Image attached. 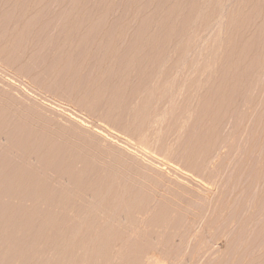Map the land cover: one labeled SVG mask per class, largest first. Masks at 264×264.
Wrapping results in <instances>:
<instances>
[{"label": "rangeland", "instance_id": "374dc122", "mask_svg": "<svg viewBox=\"0 0 264 264\" xmlns=\"http://www.w3.org/2000/svg\"><path fill=\"white\" fill-rule=\"evenodd\" d=\"M173 69L207 82H179ZM6 207L11 224L24 210L56 215L55 230L39 223L45 240L71 233L44 249L39 219L21 223L38 253L67 251L88 230L74 264H264V0H0V214ZM76 221L88 223L79 231ZM82 246L92 258L78 256ZM68 254L59 264H73Z\"/></svg>", "mask_w": 264, "mask_h": 264}, {"label": "bare ground", "instance_id": "6f19581e", "mask_svg": "<svg viewBox=\"0 0 264 264\" xmlns=\"http://www.w3.org/2000/svg\"><path fill=\"white\" fill-rule=\"evenodd\" d=\"M118 32H119V31H118ZM121 33H122V32H121ZM121 33H120V34L117 33V34H118V35H121ZM111 41H115V40H111ZM136 41H137V40H136ZM108 42H110V40H109ZM137 42H138V41H137ZM137 42H136V43H137ZM111 43H112V42H111ZM134 43H135V42H134ZM136 43H135V44H136ZM141 43H142V42H141ZM141 43L138 42V43L136 44L137 46L134 44L136 47H135V46H132L133 48H132V50H131V51H132L131 56L136 57V55H134L135 53L133 54V50H134L135 48H137V47H138L137 49H139L138 44H141ZM107 44H110V43H107ZM113 44H114V43H113ZM150 45H151V44H150ZM150 45H149V46H150ZM112 46H113V45H112ZM152 46H153V45H152ZM106 47H108V45H106ZM110 47H111V46H110ZM140 48H141V47H140ZM110 49H112V47H111ZM113 49H115V47H114ZM130 49H131V48H129V51H130ZM150 49H151V48H150ZM107 50H109V49L106 48V51H107ZM139 50H140V49H139ZM139 50H138V51H139ZM109 51H115V50H109ZM109 51H108V53H109V55H110V52H109ZM134 51L137 52L136 50H134ZM151 52H152V49H151ZM108 53H107V54H108ZM111 53H112V52H111ZM129 53H130V52H129ZM129 53H128V54H129ZM132 54H133V55H132ZM150 54H151V53H150ZM131 56L129 55L130 58H131ZM163 56H164V55H163ZM163 56H162V59H164L165 62H167V61H166V58H167L168 56L165 55L166 58H164ZM134 57H132L131 59H134ZM158 58L160 59V57H158ZM183 59H184V57H183ZM129 60H130V59H129ZM156 60H157V59H156ZM167 60H170V59L167 58ZM154 61H155V60H154ZM159 61H160V63H161V59H160ZM159 61H157V62H159ZM181 61H182V62H181ZM181 61H180L181 63L178 61V63H177L176 65H175V64H172V66L175 65V66L177 67V65L180 66L179 63H180L181 65H182L183 63H186V62H184L183 60H181ZM131 62H132V61H131ZM152 62H153V61H152ZM157 62H156L155 64H157ZM168 62H170V61H168ZM129 64H130V62H129ZM152 64H153V63H152ZM155 64H154V66H155ZM163 64H164V61H163ZM192 64H193V63H192ZM149 65H151V64H149ZM158 65H159V64H158ZM160 65H161V64H160ZM160 65H159V66H160ZM184 65L186 66V64H184ZM184 65H182V67H185ZM193 65H194V64H193ZM193 65L191 66V67H193L192 69H193V70H194V69L196 70L195 65H194V66H193ZM203 65H204V64H202L203 73H201V72H202L201 67L198 68L199 70H201V72L199 71L201 74H200L199 77H196V78H200V77L204 74V72H205V71H204V66H205V65H204V66H203ZM156 66H157V65H156ZM161 66H162V65H161ZM176 67L173 66V68H176ZM182 67H181V68H182ZM189 67H190V64L188 65V68H189ZM191 67H190V68H191ZM155 68L158 69V66L155 67ZM162 68H163V67H162ZM171 68H172V67H171ZM186 68H187V66H186ZM205 68L207 69V67H205ZM159 69H160V67H159ZM159 69H158V70H159ZM179 69H180V68H179ZM179 69H175V70L173 69V70H174L173 72H174V73H177ZM192 69H190V70H192ZM176 70H177V71H176ZM184 70H185V72H187V70H189V69H187V70L184 69ZM184 70H183V71H184ZM193 70H192V71H193ZM170 71H171V73H173L172 70H170ZM170 71H169V72H170ZM183 71H182V69L179 70L180 73L183 72ZM192 71H191V72H192ZM197 71H198V70H197ZM197 71H196V72H197ZM207 71H208V70H207ZM169 72H167L168 74H170V75H168V77H169V76H172V74L169 73ZM189 72H190V71H189ZM189 72H187V73H189ZM191 72H190V75H191V78H192V75H194L193 73H196V72L194 71V72H192V74H191ZM199 72H197V73H199ZM174 73H173V77H175V75H176V74H174ZM180 73H179V74L177 73V74L179 75V77H180V78H179V79H180L179 82L182 81V78H181V77H183L182 75H186V76H187V73H186V74H182V75H180ZM190 75L188 74V76H187L188 78L185 76V77H186V80L188 79V80H187L188 82L191 81V79L189 80ZM198 75H199V74H198ZM206 75H207V74H206ZM176 76H177V75H176ZM196 76H197V75H196ZM173 77H171V78H173ZM194 77H195V76H194ZM207 77H208V76H206V79H207ZM169 78H170V77H169ZM171 78H170V79H171ZM177 78H178V77H177ZM177 78H175V79L173 78L174 80H173V79H172V80L174 81V83H177L176 86L179 85V87H180V84H181V83H179L178 81H176ZM192 79L194 80V78H192ZM203 79L206 80L205 77H204ZM201 80H202V79H201ZM175 81H176V82H175ZM192 82H193V81H191L189 84L191 85ZM196 82H197L196 85H197V86L199 85V87H200L199 82H201V81H199V79H198V80L196 79V80H195V83H196ZM202 82H205V81H202ZM202 82H201V84H202ZM206 82H207V81H206ZM206 82H205V83H206ZM165 83H167V82H165ZM172 83H173V82H172ZM195 83H192V84H195ZM167 84H168V83H167ZM167 84H165V85L167 86V88H169ZM222 85H223V84H222ZM227 85H228V84H227ZM227 85L225 84V86H227ZM181 86H182V84H181ZM186 86H187V85H186ZM186 86H185V87H186ZM217 86H218V85H217ZM219 86H221V85H219ZM219 86H218V88H219ZM225 86H224V87H225ZM162 87H163V88L165 87V86L163 85V81H162ZM185 87H184V90H186ZM190 87H191V86H190ZM203 87H204V86H203ZM224 87H223V86H222V88L220 87L221 90H222ZM228 87H230V86H228ZM228 87H227V89L229 90ZM165 88H166V87H165ZM165 88H164V89H165ZM181 88H182V87H181ZM214 88H216V87H214ZM220 88H219V89H220ZM170 89H172V88H170ZM174 89H175V90L178 89V91H179L180 88H177V87L175 88V87H174ZM195 89H197V87H196ZM198 89H200V88H198ZM225 89H226V87H225ZM172 90H173V89H172ZM217 90H218V89H217ZM221 90H218V91H221ZM176 91H177V90H176ZM176 91H175V92H176ZM178 91H177V92H178ZM182 91H183V89H182ZM179 92H180V91H179ZM216 92H217V91H216ZM217 93H218V92H217ZM225 93H226V92H225ZM214 94H215V93H214ZM218 94H219V93H218ZM218 94H217V95H218ZM222 94L224 95L223 92H222ZM220 95H221V93H220ZM215 97H216V94H215ZM217 97H219V95H218ZM224 97H225V96H224ZM219 98H220V97H219ZM219 98H217V99H219ZM226 98H228V97L226 96L224 99H226ZM213 99H214V97H213ZM222 99H223V98H221L220 101H223V102H224V100H222ZM226 101H227V99H226ZM214 102L217 103V101H214ZM216 103H215V104H216ZM217 104H218V103H217ZM217 104H216V106H214V107H218L219 104H222V102L219 103L218 106H217ZM224 105H225V104H224ZM222 107H223V106H222ZM216 109H217V108H216ZM221 109H222V108H221ZM219 110H220V108L218 109V111H219ZM216 112H217V111H216ZM14 177H16V176H14ZM18 178H19V181L22 180V177H18ZM13 179H14V178H13ZM15 180H16V178H15L14 180H12V183H11V184H12V187H13V185H14V184H13V181H15ZM23 180H24V178H23ZM19 181H18V179H17V183H19ZM25 181H26V179L24 180V183L27 182V181H26V182H25ZM20 182H22V181H20ZM14 183H15V182H14ZM24 183L22 182L21 184L23 185ZM16 185H17V186H16ZM100 185H101V184H100ZM15 186H16V187H15ZM113 186H114V185H113ZM113 186H112V187H113ZM14 187L18 189L19 185L15 183ZM14 187H13V188H14ZM21 187H22V186H21ZM116 187H117V186H116ZM99 188H100V187H99ZM99 188H98V189H99ZM106 188H107V187H106ZM19 189H20V188H19ZM39 189L42 190V188H39ZM111 189H113V188H111ZM115 189H116V188H115ZM118 189H119V188H118ZM95 190H96V187H95ZM95 190H94V191H95ZM11 191H13V189H12ZM14 191H15V190H14ZM36 191H37V190H36ZM100 191H101V190H100ZM103 191H104V190H103ZM103 191H102V192H103ZM105 191H106V190H105ZM19 192H20V191H19ZM117 192H118V191H116V193H117ZM13 193H14V192H11V195H13ZM94 193H95V192H94ZM97 193H98V195H100V196H101L102 194H104V193H101V194H100L98 191H97ZM97 193H96V194H97ZM110 193H111V191L109 192V194H110ZM114 193H115V192H113V197H115V199H118V198L116 197V196H118V195L115 193V194H116V196H115ZM120 193H121V192H120ZM9 194H10V193H9ZM33 194H36V193L34 192ZM38 194H39V195H38V197H39V196H40V192H39ZM41 194H43V192H42ZM45 194H46V193H45ZM94 195H95V194H94ZM98 195H96V197H97ZM119 195H120V194H119ZM13 196H14V195H13ZM13 196H12V197H13ZM60 196H64V195H60ZM121 196H122V194H121ZM10 197H11V196H10ZM12 197H11V198H12ZM38 197H37V195H36V198H37V199H38ZM40 197H41V196H40ZM46 197H47V196H46ZM46 197H44V198H46ZM64 197H65V196H64ZM69 197H70V196H69ZM94 197H95V196H94ZM109 197L113 198L112 196H109ZM36 198H35V201H36ZM42 198H43V196H42ZM12 199H13V198H12ZM12 199H11V200H12ZM15 199L17 200V198H15ZM119 199H120V198H119ZM139 199H140V198H139ZM63 200H64V199H62V202H64ZM101 200L103 201V199H101ZM121 200H122V199H121ZM133 200H134V199H133ZM137 200H138V199H137ZM141 200H142V199H141ZM60 201H61V200L59 199V202H58L59 205L61 204ZM99 201H100V200H99ZM131 201H132V200H131ZM7 202H9V200H8ZM13 202H14V201H13ZM13 202H11V203H13ZM56 202H57V201H56ZM105 202H106V200H105ZM105 202H104V203H105ZM110 202H111V201H110ZM117 202H119V201H117ZM122 202L125 203V202H127V201H125V202L122 201ZM128 202H129V201H128ZM135 202H136V201H135ZM20 203H21V202H20ZM38 203H39V202H38ZM38 203H37V204H38ZM64 203H65V202H64ZM66 203H67V202H66ZM96 203H97V204H95V207L93 206V203H92V206H93V208H95V209H96L97 205H101V203H100V204H99L98 202H96ZM102 203H103V202H102ZM129 203H130V202H129ZM6 204H7V203H6ZM6 204H5V205H6ZM13 204H14V203H13ZM23 204H24V203H23ZM35 204H36V202H35ZM56 204H57V203H56ZM126 204H128V203H126ZM130 204H131V203H130ZM7 205H10V209H12L11 211H14V210H13V207L11 206L10 203L7 204ZM54 205H55V204H54ZM54 205H53V206H54ZM59 205H57V206H59ZM61 205H62V208H65V207H63V203H62ZM61 205H60V206H61ZM64 205H65V204H64ZM68 205H69V204H68ZM106 205H107V203H106ZM134 205H135V204H134ZM15 206H16V202H15ZM25 206H26V205H25ZM51 206H52V205H51ZM55 206H56V205H55ZM60 206H59V207H60ZM92 206H90V207H92ZM102 206H103V204H102ZM7 207H8V206H7ZM7 207H6V210H7V211H4V213L1 212V214H0V264H59V263H61V262H60V261H61V259H60L61 255H67V254L70 252V253H71L70 259H71L72 256H73V254H77V251H78L79 248L81 247V243H82V245H83V244L85 243L86 240H87V242H88V240L90 239V237H88L89 239H87V235H88V233H89L88 230H87V232H86L87 235H85V234H86L85 231H84V233H81L82 236L84 235V237H82V240H80L81 238L79 239V237H81V236H77V235L80 234V233L76 234V236H75L76 239H77V237H78V240H77V241H78V242H79V240L81 241V242H79V245H80V246H79V248H77L78 250H77L76 252H75L76 249H75L74 245H75L76 247H78V243H76V241H75L76 239H75L74 242H73V241H72V238H71L70 240H71L73 243H71L70 240H69V242H70V245H71V246H72V244H73V246L71 247V248L74 247V248H73V249H74L73 252L69 251L71 248H69L68 245H67V249H68V250H67V251H64V252L62 251L63 248L60 250V247H59V249H58V248H56L57 246H55V245H54V246H55L54 248L51 247L53 250H56V249H57V250H60V251L63 252L62 254H60L59 251H58V253L60 254V257L57 258V259L60 260V261H59V263H56L55 261H53L54 256H56V257L58 256L57 253H56V251H55V253H54V251H53L51 248H50V249L48 248L49 251H48L47 249H46V250H43V248H41L42 246L44 247V245H42V244L45 243V245H46V243H48V238H49L51 235H52V236H51V238H49V241H50L51 239H52V240L54 239V238H53L54 235H55V238H58V237H56V236H58V235H60V237H61V236H62L61 234H63V231H65V229H64V230L62 231L61 234H58V233L51 234V235L49 234V235H50L49 237H48V235H47V236L45 235L46 237H48V238H46L47 240H45L44 235H42V234H46V233H48V232H47L48 230H45V229H47V227H49L48 223H50V221H52V220H49V219H48L49 217H47V216L50 215V214L47 215L46 213L49 212V211H52V210H50L52 207H51V208L49 207V208H50L49 211H46V210H45L46 213H45L44 217L46 216V217H45V220L48 219V220H47L48 222H42V218H40V217H41V216H40L41 214H40L38 217H37L38 214L35 215V217H37L36 220L38 221V219H39L38 227L40 228V232L36 230V229L38 228V227H36V228H35V232H36V231H37V232H36V234H33V235H35L37 238H38V237L40 238L39 241H38V239L36 238V240H37L38 242H37L36 240L32 239L33 235H31V234L33 233V229H34V228H33V229H32V228H31V229H28V228H29V227H28L27 229H24V228H26V225H28L29 222H30V224H29L28 226H30V225L32 226L31 223H34V222H35V224H36V226H37V222L35 221V217L33 218L32 215H29V214H28L29 212H28V210H27V208H26L27 211L24 210L25 212H27V213H26L27 215H25L26 217H24V216L22 215V214H23L22 212H24V211H22V212L19 214V215H21V217H23V218L20 219L19 216H18V219H19L21 222H20V227L17 228V226H19V223H17L18 225L16 224V222L18 221V219H17V218L15 217V215H14V218H16L17 220L15 221V219H14L15 222H13V224H14L15 226L17 225L16 227H14V228H17V229L14 230V231H12V229H14V228H12L14 225L11 224V222H12V220H13V218H12V217H13V216H12L13 213H10V214H9V212H8V208H7ZM23 207H24V206H23ZM23 207H22V208H23ZM36 207H37V205H36ZM59 207H58V208H59ZM126 207H127V205H126ZM126 207H125V209H126ZM134 207H135V206H132V205H131V206L129 207V209H130V208H133V209H134ZM136 207H138V205H137ZM22 208H21V210H22ZM29 208H30V207H29ZM47 208H48V207H47ZM47 208H46V209H47ZM58 208L56 207L55 209H58ZM93 208H92V209H93ZM99 208L101 209V207H99ZM105 208H107V211H108V209H109L110 207H109L108 205H107V207L104 205V207H102V209H105ZM17 209H18V208H17ZM33 209H35V208H33ZM52 209H54V207H53ZM89 209H90V208H89ZM97 209H98V208H97ZM97 209H96V210H97ZM3 210H4V209H3ZM3 210L1 209V211H3ZM21 210H20V211H21ZM38 210H39V209H38V207H37L36 211H38ZM90 210H91V209H90ZM127 210H128V209H127ZM127 210H126V211H127ZM131 210H132V209H131ZM20 211H18V212H20ZM30 211H32V210H30ZM64 211H65V210H64ZM100 211H101V210H100ZM102 211H103V210H102ZM107 211H106L105 213H107ZM110 211H111V209H110ZM124 211H125V210H124ZM165 211H168V210H165ZM32 212H33V211H32ZM40 212L42 213L43 210L40 211ZM55 212H57V211L55 210ZM60 212H61V210L59 209V213H60ZM66 212H67V211H66ZM66 212H65V213H66ZM92 212H93V211H92ZM94 212H96V211H94ZM94 212H93V213H94ZM127 212H128V211H127ZM34 213H35V212H34ZM65 213H64V215H63V212H62V215L65 216ZM89 213H90V212H89ZM103 213H104V212H103ZM108 213H109V212H108ZM108 213H107V214H108ZM11 214H12V215H11ZM14 214H15V212H14ZM30 214H31V213H30ZM96 214H97V213H96ZM164 214H166V212L163 213V216H164ZM52 215H53V214H52ZM52 215H51L50 217H52V218H51V219H53L52 222H54V218H55L54 216H56V215H54V216H52ZM58 215H59V214H58ZM66 215H67V214H66ZM11 216H12V217H11ZM16 216H17V215H16ZM28 216H29V217H28ZM63 216H62V218H63ZM31 217H32L34 220H32ZM93 217H94V216H93ZM93 217H92V218H93ZM26 218H27V219H30V218H31L30 221H28V220L25 221V222H27V224L24 223V220H25ZM62 218H60V219H62ZM65 218H66V216H65ZM88 218H89V217H88ZM88 218H87V219H88ZM22 219H23V222H22ZM40 219H41V221H40ZM55 219H56V218H55ZM66 219H68V218H66ZM66 219L63 220V221H66ZM73 219H74V218H73ZM73 219H72V220H73ZM87 219H86V220H87ZM89 219H90V218H89ZM97 219L99 220V218H97ZM43 220H44V219H43ZM45 220H44V221H45ZM74 220H76V219H74ZM74 220H73V221H74ZM33 221H34V222H33ZM61 221H62V220H61ZM61 221H60V222H61ZM69 221H70V220H69ZM73 221H72V222H73ZM87 221H89V220H87ZM87 221H85V222H87ZM90 221H92V219H91ZM96 221H97V220H96ZM41 222L43 223L42 225H44L45 223H47V224L44 225V228H45V229H43V231H45V232L42 231L43 233L38 235L37 233H41V227H42V226H40ZM52 222L50 223V225L52 224ZM67 222H68V221H67ZM67 222H66V223H67ZM85 222H84V223H85ZM94 222H95V221H94ZM21 223L24 224V225H23V227L25 226L24 228L21 227V226H22ZM39 223H40V224H39ZM64 223H65V222H64ZM70 223H71V222H70ZM84 223H83L82 225H84ZM87 223H88V222H87ZM92 223H93V222H92ZM98 223H99V225H100V222H98ZM98 223H97V224H98ZM35 224H34V225H35ZM53 224H54V223H53ZM53 224H52V225H53ZM56 224H58V223H56ZM56 224H55V225H56ZM68 224H69V223H68ZM80 224H81L80 222H79V224H78V222L76 221V226H73V224H72V226H73V227H76V229H78L80 226H82V225H80ZM94 224H96V223H94ZM94 224H93V225H94ZM108 224H109V223H108ZM47 225H48V226H47ZM52 225L50 226L51 229H52V230H55V229H53V228H54V225H53V227H52ZM60 225H61V224H60ZM74 225H75V223H74ZM77 225H78V227H77ZM79 225H80V226H79ZM104 225H105V224H104ZM104 225H101V226L103 227ZM106 225H107V224H106ZM45 226H47V227H45ZM62 226H63V225H62ZM72 226L70 225L71 228H72ZM108 226H109V225H108ZM32 227H33V226H32ZM50 227H49V228H50ZM67 227H68V229L70 230V228H69L68 225H67ZM85 227H86V226H85ZM89 227H90V226H89ZM89 227H88L87 229H89ZM97 227H98V225H97ZM21 228L24 229V230H22ZM60 228H61V227H60ZM63 228H64V227H63ZM65 228H66V227H65ZM80 228H81V227H80ZM82 228H84V227L82 226ZM10 229H11V230H10ZM57 229H58V228H57ZM57 229H56V230H57ZM61 229H62V228H61ZM61 229H60V230H61ZM68 229H67V230H68ZM94 229H95V228H93L92 230H94ZM96 229H97V228H96ZM105 229H106V228H105ZM105 229H104V230H105ZM110 229H111V227H110ZM110 229H109V230H110ZM9 230H10L11 232H9ZM28 230H29L30 232H31V230H32V232L29 233V232H27ZM38 230H39V229H38ZM67 230H66V231H67ZM71 230H72V229H71ZM78 230H79V229H78ZM78 230H75V231L78 232ZM80 230H81V229H80ZM80 230H79V231H80ZM83 230H84V229H83ZM100 230H101V229H100ZM100 230H99V231H100ZM109 230H108V231H109ZM24 231H25L26 233L23 234L22 232H24ZM75 231H74V232H75ZM90 231H91V229H90ZM94 231H95V233H96V230H94ZM102 231H103V230H102ZM111 231H113V230H111ZM13 232H15V234H14ZM18 232H19V233H18ZM35 232H34V233H35ZM50 232H51V231H50ZM56 232H57V231H56ZM60 232H61V231H60ZM67 232H69V231H67ZM91 232H92V231H91ZM91 232H90V233H91ZM114 232H115V231H114ZM16 233H18V235H16ZM21 233H22V234H21ZM28 233H29V234H28ZM51 233H52V232H51ZM95 233H93V235H94ZM97 233L99 234L98 231H97ZM105 233H106V232H105ZM110 233H111V232H110ZM19 234L22 235V238H20ZM26 234H27V235H26ZM57 234H58V235H57ZM65 234H66V233L64 232V235H65ZM67 234H68V233H67ZM67 234H66V235H67ZM72 234H73V232H72ZM81 234H80V235H81ZM102 234H104V233L102 232ZM102 234H101V232H100V236L96 234L97 236H99V238H97V236H96V238L94 237L95 239H93V240H95V242H96V239L98 240V239H100V237H101L102 240H104V239H105L104 237H106V236H104V235H102ZM116 234H117V233H116ZM23 235H24V236H23ZM28 235H30V236H28ZM37 235H38V236H37ZM66 235H65V237L67 238V237L69 236V234H68V236H66ZM93 235H92V238H93ZM101 235H102V236H101ZM106 235H107V234H106ZM108 235H110V234H108ZM17 236H19V238H18ZM25 236H28L29 238H31V239H32L31 241H32L35 245H36V243L39 244V246L42 245L40 248H39V246H38V248H39V250L42 249L43 251L41 250V251L38 253V251L35 250V248H34V251H33L32 246H33L34 244L30 241V239H28V237H26L27 239H26V241H25V240H24ZM42 236L44 237L43 239H41ZM89 236H91V234H90ZM94 236H95V235H94ZM16 237H17V238H16ZM60 237H59V239H61ZM65 237L62 236L63 239H61V241H62V240L64 241V239L67 240ZM70 237H71V233H70L69 238H70ZM72 237H74V235H72ZM102 237H103L104 239H103ZM109 237H111V236H109ZM113 237H115L114 233H113V236H112V238H111L112 241H113ZM84 239H85V240H84ZM101 239L99 240V243H100ZM116 239H117V236H116ZM27 240L30 241V243H29L28 245H27V243H28ZM33 240H34V241H33ZM41 240H42L43 243H41ZM108 240H109V239H108ZM114 240H115V238H114ZM35 241H36V243H35ZM54 241H55V242H54ZM54 241H53L54 243H57L56 240H54ZM59 241H60V240H59ZM61 241H60V242H61ZM26 242H27V243H26ZM65 242L68 243L67 241H65ZM65 242H64V244H66ZM95 242H94L93 244L96 246L97 243H98V241H97L96 243H95ZM103 242L105 243V241H103ZM103 242H101V244H102ZM12 243H14V244H12ZM23 243H25L26 245H25V244L23 245ZM40 243H41V244H40ZM62 243H63V242H61V243H59V244L61 245ZM74 243H76V244H74ZM89 243H90V245H91V240H90ZM106 243H107V242H106ZM108 243H109V241H108ZM31 244H33V245H31ZM52 244H53V243H52ZM59 244H58V245H59ZM64 244H62V247H64V246H63ZM68 244H69V243H68ZM87 244H88V243H87ZM109 244L111 245V242H110ZM114 244H115V243H114ZM60 245H59V246H60ZM94 245H91V246L93 247ZM98 245L101 246L100 244H98ZM98 245H97V247L99 248ZM106 245H107V244H106ZM49 246H50V245H49V243H48V247H49ZM51 246H52V245H51ZM65 246H66V245H65ZM83 246H84V245H83ZM83 246H82V247H83ZM87 246H89V244H88ZM87 246H86V248H87ZM91 246H90V248H91ZM95 246H94V247H95ZM94 247H93V248H94ZM97 247H95V248H97ZM111 247H112V246H111ZM38 248H37V249H38ZM45 248H47V247H44V249H45ZM65 248H66V247H65ZM83 248H84V247H83ZM83 248H82V249H83ZM86 248H84L83 251H82V249H81L82 252L79 251V252H81V254L79 253L78 256H81L82 253H83L84 251H87V250H85ZM90 248H89V249H90ZM93 248H91V249L93 250ZM98 248H97V249H98ZM103 248H104V246L102 247V250H103ZM106 249H108V248H106ZM65 250H66V249H65ZM99 250H101V248L98 249L97 251H99ZM104 250H105V249H104ZM110 250H111V249H110ZM110 250H107V251H110ZM35 251H36V253H33V252H35ZM52 251H53V252H52ZM89 251H91V250H89ZM97 251H96V249H94V256H95V252H97ZM87 252H88V251H87ZM87 252H86V253H87ZM91 252H92V251H91ZM91 252H90V255H91ZM102 252H104V251H102ZM102 252H100V253H102ZM29 253H31V256H30ZM64 253H65V254H64ZM66 253H67V254H66ZM72 253H73V254H72ZM104 253H107L106 255H108L109 252H104ZM28 254H29V255H28ZM83 254H85V252H84ZM87 254H88L89 257L92 256V255H91V256L89 255V252H88ZM97 254H98V253H97ZM68 255H69V254H68ZM68 255H67V256H68ZM78 256L76 257V255H75V257L77 258V259H75V260H76L75 263H76L77 261L80 260V258H79ZM83 256H84V255H83ZM94 256H93V258H94ZM97 256H98V255H97ZM102 256H103V255H102ZM75 257H73V259H74ZM86 257H87V256H85L84 258L87 259ZM52 258H53V259H52ZM63 258H65V256H64V257L62 256V260H63ZM67 258H68V257H67ZM91 258H92V257H91ZM98 258H99V257H98ZM98 258H97V259H98ZM70 259H68V260H70ZM99 259H100V258H99ZM54 260H56V259H54ZM65 260H66V258H65ZM65 260H63L64 263L66 262ZM68 260H67V261H68ZM87 260H88V259H87ZM93 260H94V259L91 260V264L95 262V261H93ZM95 260H96V259H95ZM100 260H101V259H100ZM56 261H57V260H56ZM92 261H93V262H92ZM53 262H55V263H53ZM57 262H58V261H57ZM71 262H73V264H74V261H73L72 259H71ZM81 262H82V260H81ZM81 262L79 261L80 264H81ZM77 263H78V262H77ZM97 263H98V262L96 261V264H97ZM65 264H66V263H65ZM83 264H84V263H83ZM94 264H95V263H94Z\"/></svg>", "mask_w": 264, "mask_h": 264}]
</instances>
